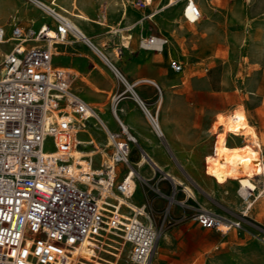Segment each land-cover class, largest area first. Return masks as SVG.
Here are the masks:
<instances>
[{"label": "crops", "instance_id": "1", "mask_svg": "<svg viewBox=\"0 0 264 264\" xmlns=\"http://www.w3.org/2000/svg\"><path fill=\"white\" fill-rule=\"evenodd\" d=\"M39 1L49 3L50 0ZM113 1L77 0L80 10L100 18L109 24L108 27L76 21L62 8L58 9L90 38L92 45H96L109 62L92 47L69 35L55 46L51 58L53 66L71 72V90L98 116V119L76 122L81 153L97 168L111 151L107 145V131L118 130L117 119L134 136L129 160L137 176L128 202L132 208L144 206L145 216L160 234L147 264H264V209L256 210L261 225L253 224L259 230L249 229L243 222L247 214L240 211L234 186L214 183L202 169L203 157L210 152L212 144L207 123L213 118L215 109V86L238 88L248 94L247 87L256 93L262 85L256 74H247L244 79L230 77L241 63L256 65L264 60V0H196L200 17L194 21L188 19L189 22L181 16L180 3L163 7L167 0H158L155 5L148 6L150 1L142 7H137L134 0H127L128 14L119 22ZM59 2L74 9L72 0ZM27 9L36 11L41 20L17 16V12ZM234 12L249 20V24L246 29L239 30L240 37L232 44L229 35L231 20L236 18ZM3 16H9V20H3ZM0 18V25L7 32L14 24L25 31L37 30L42 24L55 26L42 9L27 0H7L0 4ZM148 35L167 38V50L162 51L164 46L158 52L140 49L137 45L139 36ZM244 36L246 46L242 42ZM171 59L181 63V71L174 72L169 67ZM111 66L128 82H134V94L155 112L159 130L128 92L113 103L112 96L120 93L123 85ZM215 75L219 76L217 83ZM254 122L263 145L264 130L259 129L258 121ZM143 155L145 160L139 165ZM116 169L119 179L124 166L119 164ZM176 178L183 184L176 183ZM193 181L202 194L194 193L197 188ZM178 191L180 198H177ZM258 197L260 195L247 211ZM215 200L223 207L224 217L240 220L239 228L220 232L201 227L196 222V211L200 207L209 208V203ZM162 201L166 205L159 210L156 207ZM123 211L128 213L125 208ZM152 216L157 218L156 222ZM128 256L129 245L109 237L95 256L84 258L81 264H132Z\"/></svg>", "mask_w": 264, "mask_h": 264}, {"label": "built area", "instance_id": "2", "mask_svg": "<svg viewBox=\"0 0 264 264\" xmlns=\"http://www.w3.org/2000/svg\"><path fill=\"white\" fill-rule=\"evenodd\" d=\"M27 1L55 26L25 31L14 24L7 32L0 25V264H81L85 257L73 251L83 247L93 257L109 237L129 245L132 264H147L159 229L145 216L144 206L132 208L128 202L137 176L129 160L134 136L117 119L118 130L107 131L111 151L97 168L82 153L73 155L81 147L76 122L98 116L71 90V72L53 66L51 58L68 35L91 47L90 38L60 11ZM189 10L193 20L199 19L196 5ZM165 42L164 36L148 35L139 36L137 45L158 52ZM169 67L182 70L175 59ZM111 68L123 85L113 103L128 92L156 128L132 91L134 83ZM47 141L51 150H45ZM119 164L124 171L118 179ZM253 193L241 197L246 209L258 196ZM194 218L201 227L220 232L240 227V220L203 208Z\"/></svg>", "mask_w": 264, "mask_h": 264}, {"label": "bare ground", "instance_id": "3", "mask_svg": "<svg viewBox=\"0 0 264 264\" xmlns=\"http://www.w3.org/2000/svg\"><path fill=\"white\" fill-rule=\"evenodd\" d=\"M50 1L48 4L42 1L40 2L54 9L55 11H59L58 9L62 8L66 13L73 16L74 20L76 21H86L89 23H98L101 24L102 26H109L106 22H102L100 19L93 18L84 12L75 11L72 9L70 10L64 6L58 7L57 0H50ZM144 1L146 3H150L151 0H144ZM175 1L176 0H168V2L164 6L172 4ZM76 3L77 0H72V4L74 7H76ZM192 4L195 5L197 3L195 0H186L183 10L184 13L183 15L187 17L190 21H194L193 16L191 15L189 10V6ZM125 14L126 11L123 12V15ZM121 29L122 28H120V30ZM126 40L127 39H125V41ZM164 45L165 43L162 45L161 50L163 49ZM95 46L92 45L91 43V47L93 48V50L96 51L105 61L108 62L107 58L103 55L102 51H100V49ZM81 78L83 79V77ZM132 91L134 93L133 89ZM143 106L147 114L153 118L154 123L158 129L155 112H152L147 105H143ZM249 118H251V112L242 105L233 106L224 115L220 116L214 124V131L216 133V136L214 141L213 153L208 155L205 160L206 173L218 182H224V181L236 182L239 187L238 193L242 197H244L247 194V192L250 190L254 191L257 189L258 194H261L264 191V163L260 161L261 159L257 160L255 158V155H258L260 157L263 156L262 155L263 147L261 143V138L256 131V125L253 122L249 121ZM231 142L233 143V145L231 144ZM252 151L258 154H253ZM81 152L82 151H80V149H76L74 150L73 155L77 157L81 154ZM86 155L88 154L86 153ZM144 160L145 157L143 155L140 163L138 161L137 162L140 165ZM174 180L176 183H183L181 180L177 178ZM74 252H79L86 259H89V249H84L82 247L79 250L76 249L75 251H73V253ZM92 259L91 261H93ZM64 264H68V263H64Z\"/></svg>", "mask_w": 264, "mask_h": 264}, {"label": "rangeland", "instance_id": "4", "mask_svg": "<svg viewBox=\"0 0 264 264\" xmlns=\"http://www.w3.org/2000/svg\"><path fill=\"white\" fill-rule=\"evenodd\" d=\"M6 1L7 0H0V4L3 5ZM225 1H227V0H225ZM157 2H158V0H151V3L148 6L155 5ZM167 2H168V0H167ZM57 3H58V6H63L59 2V0H57ZM176 3H180V5L182 7L181 8V16H182V18L189 22L188 18L183 15L184 14L183 13V10H184V6H185V3H186V0H176L174 3L169 4L168 6L174 5ZM113 4L116 7V13L119 15V19L118 20L120 22L128 14V11H129V2L127 0H114L113 1ZM134 4L137 7H142V6L146 5V2L144 0H134ZM73 10L84 12V11H82V10H80L78 8L77 3H76V7H74ZM122 10L123 11H126V14L125 15H122L121 14L122 13ZM84 13H86V12H84ZM17 16H22V19H24L25 17H34V18H36L38 20H41L40 15L36 11L28 10V9L25 10V11H19V12H17ZM235 16H236V18L235 19H232L231 20V23H230L231 25H230V35H229V37H230V41H231L232 44H235L236 41H237V39L240 37V34L238 33L239 30H241L243 27H245V29H246L247 25L249 24V20L243 19L242 17L238 16L237 13H235ZM151 17H153V16H151ZM2 19L5 20V21H8L9 20V16H7L6 18H4V16H3ZM73 19H74V17H73ZM97 19H100V18H97ZM0 20H1V18H0ZM196 22L197 21L191 22V23L194 24ZM140 25H142V23H140ZM104 27H108V26H104ZM262 34L264 35V32H262ZM165 39H166V42H165V45H164V49L162 51H166L167 50L166 49L167 38H165ZM242 42L244 43V46H246V43H247L246 36L243 37ZM4 48L5 49H8L9 48V45H6ZM208 73H209V71H208ZM247 74H248V76L249 75L251 76L253 74L254 75L256 74L257 78L262 82L261 87H259L257 89L256 93L252 89H250L248 87L245 90H246V92L249 95L246 94L243 90L241 91L238 88L221 89V88L215 86V89H214L215 90V93H214V99H213V101H214V108L215 109H214V113H213V118L210 119L208 121V123H207V130L211 134V136H210V139H211L210 142L212 141V144H211V150H210V152H208L207 154H205L204 157H203L202 169H203L204 175L206 177L212 179V181L214 183H216L218 185L231 184V185L234 186V188H235V195H236V197L238 199V203H240V211L241 212H244L245 215L247 214V216L245 217V220L243 222H245V224H247L249 226V229L252 228L254 230H259V229H257L254 226V224L260 223L259 222L260 219L256 215V210H259L260 211L261 209H264V191H263V193L258 194V190L257 189L254 190V193L253 194H255V195L258 194V195H260V197H258L255 200V202L253 203L252 208L247 211L245 209L244 202H243V200L241 198L242 196L238 193L239 187H238V184L236 182H234V181L218 182V181L214 180L211 176H209L206 173V170H205V165H206L205 160H206V157L208 155L212 154L213 153V150H214V141H215V136H216V133L214 131V124H215V122L217 121V119L220 116L224 115L233 106L242 105L246 109L249 108L248 110L252 113L251 114V118H249V121L253 122L255 125H256V123L254 121H258V123H259V129L260 130H264V60H263L262 63L256 64V65H253V64L252 65H250V64L247 65V64L241 63L240 67L233 69V72L231 73V77L230 78L231 79L232 78L233 79L234 78H236V79H244V78L247 77ZM215 77L216 78L214 80L217 83L219 76H216L215 75ZM254 93H255V95H254ZM250 95H252V98H250L251 97ZM117 113L119 115L120 114V111L117 110ZM256 131H257V129H256ZM261 143H262V141H261ZM231 144L233 145L232 142H231ZM263 145H264V143H263ZM263 145H262V147H263V149H262L263 150L262 151V155L263 156L260 157L258 155H255V158L257 160H260L261 159L260 161H262L264 163V146ZM51 149H52V145H51L50 141H47L46 144H45V150H51ZM252 153L253 154H258V153H255L253 151H252ZM97 159H98L97 156H95V161H97ZM192 184H194V186L197 188V191L194 190V193L196 195L202 194V191L197 186V183H195L193 181ZM167 192H169V191L167 190ZM180 196H181V192L178 191L177 198H180ZM191 203H194V202L191 201ZM165 205H166V202L165 201H162L160 203V205H158L156 208L159 209V210H163L164 207H165ZM200 208H205V207H200ZM206 209H208V210H210L212 212H215L217 214H220L222 216H225L224 214H222L223 213V210H224L223 207L216 200L213 201L212 203H209V208H206ZM152 218L156 222L157 218L154 217V216H152ZM258 225H261V224H258ZM159 235L160 234H158L157 239H158ZM117 240H120V238L117 237Z\"/></svg>", "mask_w": 264, "mask_h": 264}]
</instances>
